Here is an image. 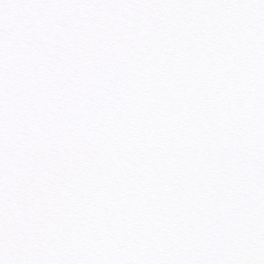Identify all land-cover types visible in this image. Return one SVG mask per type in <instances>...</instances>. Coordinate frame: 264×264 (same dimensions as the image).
<instances>
[{"label": "snow or ice", "instance_id": "snow-or-ice-1", "mask_svg": "<svg viewBox=\"0 0 264 264\" xmlns=\"http://www.w3.org/2000/svg\"><path fill=\"white\" fill-rule=\"evenodd\" d=\"M0 264H264V0H0Z\"/></svg>", "mask_w": 264, "mask_h": 264}]
</instances>
